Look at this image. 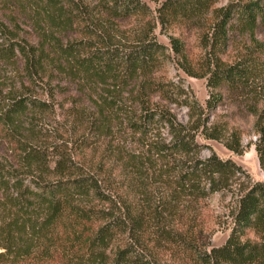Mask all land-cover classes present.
Wrapping results in <instances>:
<instances>
[{
    "label": "trees",
    "instance_id": "trees-1",
    "mask_svg": "<svg viewBox=\"0 0 264 264\" xmlns=\"http://www.w3.org/2000/svg\"><path fill=\"white\" fill-rule=\"evenodd\" d=\"M96 1L98 14L87 0H0L9 20L24 18L35 29L30 40L17 34L0 44V63L18 57L29 83L41 82L43 90V84L65 76L85 89L99 88L96 109L74 112V120L88 139L109 136L114 124L140 134L148 155H123L122 172L151 190L143 192L145 201L133 203L98 168L75 160L69 142L55 150L32 142L38 117L51 111L50 104L31 91L14 94L0 103V133L16 161H0V264H264V181L241 189L228 239L208 246L202 203L215 192L230 191L244 169L214 151L207 158L199 155L200 138L221 137L203 118L206 108L218 107L225 89L264 82V43L257 39L264 28V0H230L219 7L216 0H165L156 15L145 0ZM130 19L136 24L122 29L120 22ZM158 23L163 29H194L205 49L194 62L183 41L170 36L181 67L206 77L210 89L206 106L185 98L187 123L171 107L154 102L155 96L172 104L179 99V88L157 75L172 55L156 35ZM81 27L84 37L64 41V34ZM238 36L254 47L227 62L223 55ZM161 128L169 140L157 135ZM256 129L264 165V124L258 121ZM227 146L238 152L240 142ZM122 153L127 150L119 146L117 155ZM150 180L165 189L149 187ZM249 230L254 238L246 236Z\"/></svg>",
    "mask_w": 264,
    "mask_h": 264
},
{
    "label": "rangeland",
    "instance_id": "rangeland-1",
    "mask_svg": "<svg viewBox=\"0 0 264 264\" xmlns=\"http://www.w3.org/2000/svg\"><path fill=\"white\" fill-rule=\"evenodd\" d=\"M152 8L154 15L156 9L165 0H145ZM230 0H216L214 6L225 5ZM90 3V9L98 14L100 11L99 3L96 0H87ZM151 14V15H152ZM19 18V15H16ZM21 18V17H20ZM87 18H90L89 16ZM14 23L9 20L3 12V5L0 3V44H8L14 35L20 34L24 38L32 39L35 29L28 21ZM26 20V21H25ZM121 28L130 30L135 25L134 19L120 22ZM93 24V23H91ZM92 29V27H90ZM85 28H76L75 32L64 34L63 38L75 40L84 37ZM158 39L169 46V52L172 54L164 66L157 72V75L166 82H171L175 88V95L178 96L177 103L172 104L163 100L160 96H155L154 102L159 105L171 107L180 122L189 121V109L182 106L185 98H195L201 104L206 106L207 99L210 96V89L207 86L206 77H197L188 74L180 65V57L175 55L171 49L170 36L180 38L185 46L187 54L194 62L200 61L205 55V49L200 43L198 35L194 29L186 27L172 26L163 29L158 23L156 27ZM257 39L264 43V28H261L257 34ZM251 40L244 41V37H236L231 43L223 59L232 62L242 55L247 48H253ZM264 64V53L262 54ZM32 86L29 83L23 70V62L17 57L12 63H0V103L11 98L12 95L31 91L30 93L48 100L51 111L48 114H41L38 117L37 135L31 138L35 143H41L43 146L50 145L52 148L73 147L75 160L82 161L87 166L98 168L108 182L120 189L124 196H127L133 203L145 201L146 196L143 193L145 189L139 183H132L131 179L126 178L122 172L124 162L127 159L123 155L131 158L135 156L143 157L148 155L147 145L144 144L140 134L134 133L124 124H114L109 136L84 138L85 127L79 125L74 120V112H93L95 102L98 101L99 88L94 91L85 89V86L79 82L71 80L70 77H58L53 80L52 85L42 84ZM224 99L220 105L214 109L206 108L204 119L208 126H216L221 134L219 139H203L199 155L203 158L210 156L211 151L217 153L223 159H232L241 165L244 173L237 175L233 180L230 191L215 192L202 203V218L204 220L203 242L208 246L223 245L229 237L232 228V212L236 207L238 194L246 185L264 181V165L261 163L259 153L256 149V143L259 142L261 135L257 132V122L264 124V82L256 80L249 87L243 89H225L223 90ZM182 95V97H181ZM29 118L32 116L29 115ZM28 122V119H25ZM28 134L26 130L25 135ZM161 135L163 140H169L170 135L166 128H161L157 135ZM85 142V143H84ZM88 142V143H86ZM240 142L238 152L228 148L227 144H236ZM42 146V147H43ZM81 146V149L79 150ZM127 150V153L117 155L118 147ZM54 149V150H55ZM0 161L6 164L15 163L14 151L10 143L0 133ZM154 161H158L155 157ZM160 162V161H159ZM51 164H55L52 161ZM120 176V177H118ZM114 182V183H113ZM146 182L144 185L146 186ZM149 187L153 189L163 188L161 181L150 180ZM165 189V188H163ZM247 237L254 238L255 233L247 231Z\"/></svg>",
    "mask_w": 264,
    "mask_h": 264
}]
</instances>
